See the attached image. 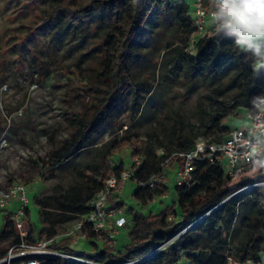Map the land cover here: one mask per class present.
<instances>
[{
	"label": "trees",
	"instance_id": "16d2710c",
	"mask_svg": "<svg viewBox=\"0 0 264 264\" xmlns=\"http://www.w3.org/2000/svg\"><path fill=\"white\" fill-rule=\"evenodd\" d=\"M43 1V26L56 27L61 18L74 32H80L78 44L90 35L96 36L89 51L98 52L99 67L83 80L87 100L84 109L77 112L71 122L75 132L46 159L51 167L61 172H74L75 180L67 185L54 184L47 191L34 194L41 226L36 230L27 219L28 233L23 237L27 242H35L44 236L53 237L61 225L86 216L91 210L90 201L103 187L104 179L119 174L126 167L128 161L117 157L124 148L130 150V158H140L138 164H132L129 178L133 183L131 198L134 204L146 205L167 194L170 186L169 181L163 179L165 169L182 164L181 159L171 155L193 149L199 139L222 141L228 131L223 122L229 111L234 106L250 104L251 98L264 90V69L259 73L254 70L255 58L235 44V34L217 31L210 37H198L190 47L189 35L194 26L188 16L189 0ZM169 12L185 32L184 46L174 49L171 57V72L184 68L188 78L199 76L209 85H216L214 95H208V99L220 104L221 108L212 104L200 108L198 123L194 125L177 117L171 123L160 122L159 134L163 133L164 138H159L158 131L153 129L147 133L153 141L144 149L137 146L138 140L127 132L117 135L106 143L99 155L95 154L93 159L77 166L73 157L96 144L94 136L102 124L111 123L125 105L130 111H139L145 96H150L151 86L134 79L130 62L136 58L135 52L140 51L145 35L151 31L152 16L168 15ZM45 74H48L47 69ZM220 94H225L222 102L216 98ZM154 146L162 147L163 152L156 153ZM150 177L154 178V188L138 185ZM255 180L246 175L230 180L217 161L195 160L188 184L174 182L175 196L164 207L155 212H144L135 205L130 207L132 212L123 226L128 239L121 247L114 248V237L104 235L99 241L89 231L85 240L88 248L78 252L69 247V237H60L53 241L52 247L65 249L82 260L45 257L41 258L40 264H83L79 261L225 264L227 256L260 259V252L264 251V184L243 189ZM109 203L125 205L122 195L111 197ZM245 203L248 208L243 209ZM241 215L251 218L255 226L247 229L232 245L235 220ZM21 239L8 213L0 227V258Z\"/></svg>",
	"mask_w": 264,
	"mask_h": 264
},
{
	"label": "rangeland",
	"instance_id": "374dc122",
	"mask_svg": "<svg viewBox=\"0 0 264 264\" xmlns=\"http://www.w3.org/2000/svg\"><path fill=\"white\" fill-rule=\"evenodd\" d=\"M187 3L190 5L188 16L192 20L190 1ZM43 8V0H0V140L5 139L0 146V192L12 185L23 184L29 196L28 218L36 230L40 229L41 223L38 206L33 201L34 194H41L54 184L67 185L75 180L74 172H61L51 167L46 159L75 132L71 122L75 114L84 109L87 100L83 80L99 67L98 52L89 51L96 36L90 35L78 44L80 32H74L61 18L56 27L51 24L43 26ZM149 30L140 51L135 52L136 58L130 62V70L136 81L151 86L150 96H145L139 111H130L125 105L114 115L111 123L102 124L94 136L96 144L73 157L77 166L93 159L95 154L99 155L106 143L117 135L127 132L138 140L137 146L144 149L153 141L147 133L156 129L159 134L160 122L171 123L177 117L194 125L198 123L200 108L205 109L210 104L221 108L220 104L208 99V95H214L212 92L216 85H209L199 76L188 78L184 68L171 72L174 49L185 44V32L171 12L159 17L154 14ZM168 45L171 46L167 48ZM216 98L222 102L225 94ZM255 100L256 96L248 105L234 106L223 126L229 130L246 125ZM229 102L233 104L232 100ZM159 138H164L163 133ZM154 150L158 154L163 152L159 146H154ZM117 157L129 161L130 150L124 148ZM176 170L177 166L166 168L163 174V179L169 181L170 186L166 197L146 205L134 204L131 198L133 183L128 181L121 194L126 217L130 216L133 205L144 212H155L169 203L175 196ZM158 187L162 188L161 185ZM17 202L18 197H14L6 208L0 209V227L3 217L15 209ZM242 207L248 208V204ZM72 223L61 225L58 233ZM254 226L251 218L239 216L234 224L232 245ZM127 239L126 227H122L112 244L119 248ZM88 246V241H83L76 251Z\"/></svg>",
	"mask_w": 264,
	"mask_h": 264
},
{
	"label": "built area",
	"instance_id": "2783aa9c",
	"mask_svg": "<svg viewBox=\"0 0 264 264\" xmlns=\"http://www.w3.org/2000/svg\"><path fill=\"white\" fill-rule=\"evenodd\" d=\"M192 9V24L194 31L189 35V43L192 48L198 37L213 36L218 30L213 19L212 0H189ZM252 110L248 114V123L241 127L229 129L220 142H207L199 139L193 149L179 151L171 155L181 159L182 164L177 167L174 182L176 184H188L189 173L195 160L206 159L208 162L217 161L224 169L230 180H236L241 175L256 180L247 187L264 184V90L256 95ZM254 96V97H255ZM5 139L0 140L3 146ZM170 157L167 158V160ZM167 160L165 163H167ZM140 162L139 156L130 158L126 167L119 174H111L104 179L103 187L96 192L90 201V212L75 221L61 233L53 237H43L35 242L24 240L28 233V203L29 196L23 184L18 183L0 192V209L6 208L11 199L18 197L16 208L10 212L13 225L22 237L19 243L8 248L5 255L0 258V264H40L41 258L58 257L68 260H82L65 249L52 247L55 239L69 237V247L78 249L81 242L87 239L88 232H93L101 241L104 235L114 237L118 229L126 223V215L122 206L109 203L111 197L121 195L132 175V164ZM113 164V160H110ZM255 170V172H253ZM250 172H253L250 174ZM142 187L154 188V178L138 182ZM166 194L153 199H163ZM261 258L240 259L227 256L225 264H264V251L260 252ZM90 264H102L86 261ZM124 262L119 264H132ZM110 264V263H105Z\"/></svg>",
	"mask_w": 264,
	"mask_h": 264
},
{
	"label": "clouds",
	"instance_id": "9594fccd",
	"mask_svg": "<svg viewBox=\"0 0 264 264\" xmlns=\"http://www.w3.org/2000/svg\"><path fill=\"white\" fill-rule=\"evenodd\" d=\"M218 31L235 34V44L255 58L254 70L264 69V0H212Z\"/></svg>",
	"mask_w": 264,
	"mask_h": 264
},
{
	"label": "crops",
	"instance_id": "0c3cea01",
	"mask_svg": "<svg viewBox=\"0 0 264 264\" xmlns=\"http://www.w3.org/2000/svg\"><path fill=\"white\" fill-rule=\"evenodd\" d=\"M132 189V188H131ZM18 203V202H17ZM17 203L15 204V206H17ZM16 208V207H15ZM11 212V211H10Z\"/></svg>",
	"mask_w": 264,
	"mask_h": 264
}]
</instances>
